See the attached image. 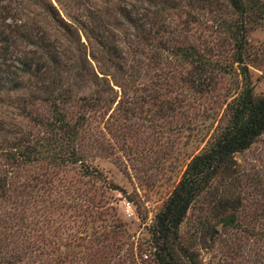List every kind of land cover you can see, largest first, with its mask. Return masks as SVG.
<instances>
[{
    "label": "rangeland",
    "instance_id": "1",
    "mask_svg": "<svg viewBox=\"0 0 264 264\" xmlns=\"http://www.w3.org/2000/svg\"><path fill=\"white\" fill-rule=\"evenodd\" d=\"M50 1L66 30L39 0H0V19L17 12L16 24L27 35L10 42L12 21L0 20V60L45 65L57 82L49 92L27 83L0 93V151L50 144L44 158L11 174L9 196L0 202V264H157L150 242L155 214L188 161L224 125L225 107L242 84L225 24L236 13L221 8L226 0H215L217 7L177 0V8L151 19L153 28L172 31L174 43L194 46L211 62L201 72L162 48L168 32L137 37V23L120 12L133 4L143 21L144 0ZM254 1L243 61L254 94L264 97V0ZM81 22L84 31L76 25ZM52 37L50 51L40 49ZM83 95L108 101L101 97V106L92 108L80 103ZM52 99L65 101L70 123L81 116L74 145L57 142L49 126L56 118ZM233 160L235 186L225 190L220 178L215 186L235 199L241 227L233 233L216 225L213 238L198 232L190 243L199 264H264V132ZM9 165L0 157V170ZM204 209L200 201L192 206L179 227L183 235L194 233L198 216L208 215L214 225Z\"/></svg>",
    "mask_w": 264,
    "mask_h": 264
},
{
    "label": "trees",
    "instance_id": "2",
    "mask_svg": "<svg viewBox=\"0 0 264 264\" xmlns=\"http://www.w3.org/2000/svg\"><path fill=\"white\" fill-rule=\"evenodd\" d=\"M39 1L41 2L40 6L49 19L62 30H66V23L64 24L51 1ZM144 1L148 3V7L145 9V14H141L143 21L135 17L133 4L128 7V10L123 8L126 11L120 12L121 16L128 22L137 23L140 29V35L137 34V37L143 39V35H150L151 33L159 35L168 32L169 38L165 39L162 43L164 50L181 57L186 62L196 64L195 66L201 72L212 66L211 62L207 61L194 46L174 43L173 37L170 38V35H173L172 31L166 30L163 27H158L157 29L152 27L154 21L151 19L155 17V14H158L159 10L177 8L179 6L175 3L177 0ZM195 2L203 4L213 3L214 7L219 6V3L215 0L213 2L210 0H187L188 5ZM224 7H228L229 10L236 13V19L225 24L227 26L226 30L230 32L233 38L234 53L232 59L233 63L238 66L236 69L238 70V74L242 76V84L239 87V91L231 96L225 107L227 119L224 125L219 128L218 132L208 143V146L193 155L188 161L162 208L155 214L150 226V242H152L155 250L154 255L157 264H199L195 251L192 248V243H190L194 236L197 237L198 232L201 238L207 236L213 238L215 234L219 233L216 225L233 233L241 227L238 225L235 215L237 212V207L234 206L235 199L228 195L224 196V190L217 193L215 183L220 178L219 182L224 181L225 190L232 188L237 183V177L233 169L235 165L233 156L235 153L247 149L264 132V97L254 94L250 84L249 71L243 61L246 26L254 14L255 1L226 0V4L224 2L221 5V8ZM17 14V12L13 14L8 13L0 19L9 18L12 21V25L9 24L11 27L9 30L10 42H14L15 34L19 39H26L27 37V35L24 36L20 33L21 30L19 29L22 24H16V20L20 19L19 17L16 18L15 15ZM76 25L79 26V29L85 30L86 25L83 22L76 23ZM53 39L54 37H52V40L47 38V42H43L40 49L45 52L50 51ZM2 50H0V55L5 54V51L1 52ZM11 62L12 60L8 61L5 57L0 60V93L11 90L15 91L21 87L25 88L27 83L26 88H29L30 83H35L36 87L37 85L39 86L37 87L38 91L49 92L48 90H51L57 84L54 77L48 74L50 70L45 65L43 67H32L28 59L27 61L19 62V65L11 64ZM229 70H231L230 67H228ZM23 75L26 76V83L21 81L24 80ZM83 79L84 77H80L79 80L83 81ZM188 82L197 86L200 84L192 81L190 76H188ZM101 97L103 96L91 97L83 95L78 97V99L81 104H86L93 108L101 106L103 101ZM64 98L68 99L70 97ZM103 98L106 103L108 101L107 98ZM64 102L63 99H52L50 101L51 110H53L56 118L53 124L49 123V126L51 125L56 130L57 142L66 139L69 145H74L77 136V125H79L81 116H78L73 123H70L62 111L65 105ZM49 145H46L47 147L43 145L42 147L38 143L28 144L27 146L20 144L16 146L17 148L0 151V157L10 164L8 167H3L0 170V202L6 200L9 196L11 174L44 158L43 155L46 154ZM72 150L73 162L78 161L79 159L75 156L74 152L76 149L73 148ZM49 159L53 160L54 157L51 156ZM56 159L59 158L56 157ZM227 186L230 187L228 188ZM199 201L203 204V209L205 208L204 210L210 212L209 216H211L214 225L210 224L208 215L198 216L195 221L196 225L192 231L194 233H190L189 236L183 235L179 227L187 218L192 206ZM242 230L248 232L245 228H242ZM4 247V242L0 240V253Z\"/></svg>",
    "mask_w": 264,
    "mask_h": 264
}]
</instances>
